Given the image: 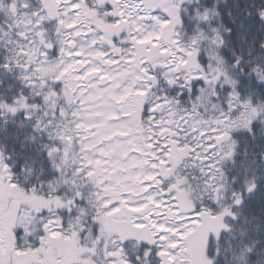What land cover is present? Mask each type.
Segmentation results:
<instances>
[{
  "label": "snow or ice",
  "instance_id": "1",
  "mask_svg": "<svg viewBox=\"0 0 264 264\" xmlns=\"http://www.w3.org/2000/svg\"><path fill=\"white\" fill-rule=\"evenodd\" d=\"M0 264H264V0H0Z\"/></svg>",
  "mask_w": 264,
  "mask_h": 264
}]
</instances>
